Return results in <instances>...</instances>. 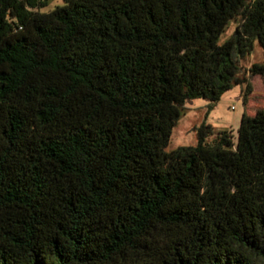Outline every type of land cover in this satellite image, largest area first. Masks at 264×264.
Listing matches in <instances>:
<instances>
[{
    "label": "trees",
    "instance_id": "16d2710c",
    "mask_svg": "<svg viewBox=\"0 0 264 264\" xmlns=\"http://www.w3.org/2000/svg\"><path fill=\"white\" fill-rule=\"evenodd\" d=\"M62 2L0 0V264H264V0ZM233 85L235 136L166 151Z\"/></svg>",
    "mask_w": 264,
    "mask_h": 264
},
{
    "label": "rangeland",
    "instance_id": "374dc122",
    "mask_svg": "<svg viewBox=\"0 0 264 264\" xmlns=\"http://www.w3.org/2000/svg\"><path fill=\"white\" fill-rule=\"evenodd\" d=\"M61 5H63L62 0H47V5L39 9V12L46 13ZM237 22L238 17L228 24L220 37V42H223L233 33ZM262 62L263 51L257 41L253 42L249 54L237 59L239 76L247 77L248 82L254 87L256 94L253 105L256 107H264V98H261L264 96V77L250 76L248 70L252 64ZM242 89L243 85H233L215 103L202 98L186 101L181 110V115L171 131L166 151L178 147L194 146L196 144L195 131L201 125H209L211 128L212 134L206 139L208 143L219 131H231L232 135L235 136L240 116L244 111L240 93Z\"/></svg>",
    "mask_w": 264,
    "mask_h": 264
}]
</instances>
